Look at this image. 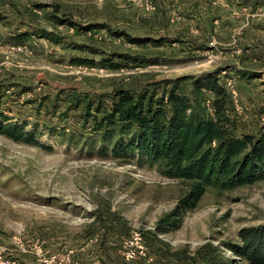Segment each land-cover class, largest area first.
I'll return each mask as SVG.
<instances>
[{
  "label": "rangeland",
  "instance_id": "1",
  "mask_svg": "<svg viewBox=\"0 0 264 264\" xmlns=\"http://www.w3.org/2000/svg\"><path fill=\"white\" fill-rule=\"evenodd\" d=\"M214 71L231 133L258 137L264 0H0V114L21 138L0 135V264H247L230 247L264 225V178L208 187L158 233L190 184L158 163L113 159L86 117L117 90L160 94Z\"/></svg>",
  "mask_w": 264,
  "mask_h": 264
},
{
  "label": "trees",
  "instance_id": "2",
  "mask_svg": "<svg viewBox=\"0 0 264 264\" xmlns=\"http://www.w3.org/2000/svg\"><path fill=\"white\" fill-rule=\"evenodd\" d=\"M56 20L61 25L75 26L67 20ZM218 74L214 71L179 78L160 94L156 84L139 92L117 90L109 95L106 105L96 103L94 112L101 113L99 118L86 114L92 118V129L100 142L111 147L113 159L158 163L168 178L190 184L174 208L158 221V233L176 230L208 187H240L264 178V132L258 137H236L231 133L228 95ZM181 82L185 85L179 87ZM8 121L0 114V135L21 140ZM230 251L247 264H264V225L240 229L238 243Z\"/></svg>",
  "mask_w": 264,
  "mask_h": 264
},
{
  "label": "built area",
  "instance_id": "3",
  "mask_svg": "<svg viewBox=\"0 0 264 264\" xmlns=\"http://www.w3.org/2000/svg\"><path fill=\"white\" fill-rule=\"evenodd\" d=\"M127 244L131 249L126 253L125 259L127 261H132L136 256V251H139V236L134 235Z\"/></svg>",
  "mask_w": 264,
  "mask_h": 264
}]
</instances>
